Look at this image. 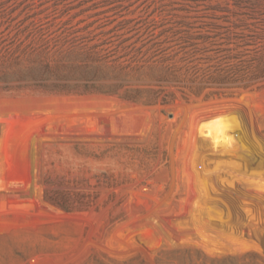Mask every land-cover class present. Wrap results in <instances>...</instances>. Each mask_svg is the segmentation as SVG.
Masks as SVG:
<instances>
[{"label":"rangeland","instance_id":"374dc122","mask_svg":"<svg viewBox=\"0 0 264 264\" xmlns=\"http://www.w3.org/2000/svg\"><path fill=\"white\" fill-rule=\"evenodd\" d=\"M264 264V0H0V264Z\"/></svg>","mask_w":264,"mask_h":264},{"label":"trees","instance_id":"16d2710c","mask_svg":"<svg viewBox=\"0 0 264 264\" xmlns=\"http://www.w3.org/2000/svg\"><path fill=\"white\" fill-rule=\"evenodd\" d=\"M202 264H207L206 260ZM228 260L230 261V264H237L236 260L234 257H228ZM209 264H221V259H217V258H210L209 259Z\"/></svg>","mask_w":264,"mask_h":264}]
</instances>
